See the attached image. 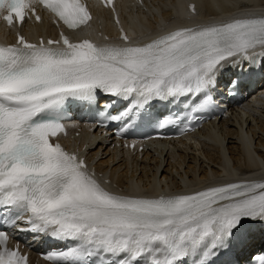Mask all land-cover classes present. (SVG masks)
<instances>
[{
	"label": "snow or ice",
	"instance_id": "snow-or-ice-1",
	"mask_svg": "<svg viewBox=\"0 0 264 264\" xmlns=\"http://www.w3.org/2000/svg\"><path fill=\"white\" fill-rule=\"evenodd\" d=\"M34 3L71 30L92 19L82 0H0V17L9 27L23 24L29 12L40 21ZM61 38L36 44L18 35L15 44L0 45V224L26 220L33 232L50 230L60 240L79 242L45 257L53 264H81L104 253L121 257L119 264H181L197 250L205 249L207 257L242 239V220H264V182L227 183L167 198L120 196L50 141L63 131L52 113L68 98L93 100L101 91L131 99V108L111 117L120 121L139 115L155 99L206 93L224 62L264 47V17L181 28L143 46L128 44L126 34L123 47L87 39L73 43L63 33ZM8 240L0 230V264H27ZM257 262L264 264V256Z\"/></svg>",
	"mask_w": 264,
	"mask_h": 264
},
{
	"label": "bare ground",
	"instance_id": "bare-ground-1",
	"mask_svg": "<svg viewBox=\"0 0 264 264\" xmlns=\"http://www.w3.org/2000/svg\"><path fill=\"white\" fill-rule=\"evenodd\" d=\"M190 1L196 11L188 17L185 4ZM120 16L132 30L131 42L143 44L159 38L166 32L181 28H198L226 22L223 17L250 15L257 9L264 13V0H144L140 7H128L124 0H118ZM241 11V13H239ZM104 13V31L108 37L113 33ZM135 12V13H133ZM44 26L51 31L52 24L44 18ZM31 36L43 35L39 26H30ZM29 31V29H27ZM260 103L250 110L251 118L239 126L234 121L224 119L217 125V132L204 130L194 147L173 142L175 151L157 148L146 150L141 158L136 155L118 153L103 142H88L85 146L88 159L98 157L95 168L108 173L110 184L121 189L120 194L151 195L191 192L213 180L237 177V174H257L263 178L264 172V96ZM199 145V146H198ZM117 154H120L117 157ZM241 178V177H240ZM249 180V178H241ZM135 182L137 189H134ZM40 238L34 243L38 244Z\"/></svg>",
	"mask_w": 264,
	"mask_h": 264
}]
</instances>
